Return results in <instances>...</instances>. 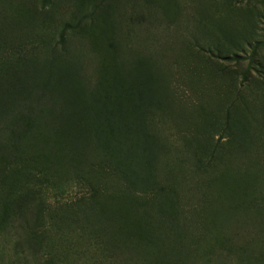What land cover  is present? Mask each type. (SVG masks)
<instances>
[{"label":"rangeland","instance_id":"obj_1","mask_svg":"<svg viewBox=\"0 0 264 264\" xmlns=\"http://www.w3.org/2000/svg\"><path fill=\"white\" fill-rule=\"evenodd\" d=\"M57 66L67 130L0 99V264H264V0H0V89Z\"/></svg>","mask_w":264,"mask_h":264},{"label":"trees","instance_id":"obj_2","mask_svg":"<svg viewBox=\"0 0 264 264\" xmlns=\"http://www.w3.org/2000/svg\"><path fill=\"white\" fill-rule=\"evenodd\" d=\"M59 66V65H58ZM56 67V69L54 70L53 68H51L49 70V75L48 78L46 79V84L43 85V80L40 82H36V84L33 86L34 89H29L26 91V94H24V90L21 92L22 88L21 87H25V79H28V75H23L20 74L17 77H15L13 80L10 81V84L7 86H4L2 89H0V99L2 101V107L5 109L4 111L6 112L8 110L7 105L3 106L5 104V102L8 99V96H10L12 93H20L21 94V105L20 104H15V108L18 110V108H22V117L25 118L26 114H28V116L30 117V114L32 112V110H35L39 104L44 103L45 104V108H46V112L45 114L49 115V117H51V113L50 110L53 108L54 109V115L53 118L56 116V121L58 123H60V125L62 126V129H66V127L69 126V122H71L73 119H76V122L79 123L80 119L79 117H77V111H78V106L80 104L77 103L76 98L74 97V95H71L72 93H69L68 95L65 94L63 91L66 87L70 88L72 87L73 89H76L77 85L75 84V79L74 78H70L68 77V69L64 68L60 69L59 67ZM101 73L103 74L102 77H97L96 81L100 82L101 80H106L107 78H104V76L106 75V69H101L100 70ZM106 72V73H105ZM117 79V77H114ZM18 79V80H17ZM51 81L53 82V84H60L59 88H57L55 86V89H53L51 87ZM101 81V82H102ZM62 83V84H61ZM63 83H65L64 86ZM47 91H50L51 93L48 94V98H50V100L45 101L44 99V94ZM123 91V90H122ZM114 92L116 94V96H118V91L116 92V90L114 89ZM123 98V96H122ZM16 99H14L15 101ZM125 101V98H124ZM54 102L56 103V105L54 106ZM126 107H129L128 104H125ZM44 109V108H41ZM131 111V110H130ZM91 117L93 116V118H95V124L100 123L101 121H99L100 119L94 114V109L91 111ZM6 116L9 115V118H13L15 116V114L10 115V113H5ZM4 115V116H5ZM40 118V117H38ZM37 117L34 120L28 119L31 121V127H40V120ZM52 118V119H53ZM99 120H98V119ZM132 122H129L128 126L126 127V129L129 130V132L131 133L133 130V127L131 125ZM66 126V127H65ZM72 130V126L69 127L68 129V133ZM97 130V129H96ZM126 134V135H125ZM128 135V133L122 131V134L119 136H115L112 139V142L110 144L107 143H102V147L105 149L108 153L112 155L115 153H119V161L115 160L117 165H124L128 171L131 172H136L139 167L138 165V159L135 156V152L134 151H129V149H126L125 152L120 153L117 149V146H120V142H122L123 139L126 138V136ZM130 136V135H129ZM98 144V143H96ZM72 148L73 145L71 144ZM70 146V148H71ZM68 150V149H67ZM134 156V157H133ZM136 169V170H134Z\"/></svg>","mask_w":264,"mask_h":264}]
</instances>
